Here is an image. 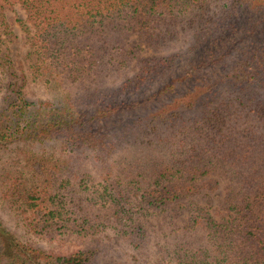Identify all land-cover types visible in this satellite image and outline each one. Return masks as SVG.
I'll return each mask as SVG.
<instances>
[{"label":"trees","instance_id":"obj_1","mask_svg":"<svg viewBox=\"0 0 264 264\" xmlns=\"http://www.w3.org/2000/svg\"><path fill=\"white\" fill-rule=\"evenodd\" d=\"M258 3L264 12V0H0V86L18 68L4 38L18 6L30 77L55 92L33 101L11 79L0 110V147L58 141L27 149L30 179L22 171L10 185L28 231L87 239L111 228L137 264H264ZM131 38L182 46L143 55ZM221 186L215 207L198 202ZM98 252L46 253L0 220V264H93Z\"/></svg>","mask_w":264,"mask_h":264},{"label":"rangeland","instance_id":"obj_2","mask_svg":"<svg viewBox=\"0 0 264 264\" xmlns=\"http://www.w3.org/2000/svg\"><path fill=\"white\" fill-rule=\"evenodd\" d=\"M256 5L257 7H255L252 11V23H254V31L250 34L251 39H254V37L264 38V19L262 18V14H264L263 7H260L259 3L255 4V6ZM7 17L10 20L9 29L11 34H7L4 36V38H6V42L10 46L11 55L16 61L15 64L18 66V68L15 70V73L11 77L12 81L17 82V84H22L23 91L26 97L30 100H54L55 92L53 90L48 89L46 85L38 80L35 81L30 77L28 61L26 60V53L29 50L28 44L26 43L25 33L20 22L15 21L16 18H25L24 12L18 6H14L13 9H9L7 11ZM258 18H262V21H256ZM239 22L242 27L250 26V23H242V21ZM241 31L239 33H241ZM135 44H140L143 55H149L153 52H171L182 46L181 43L178 42L174 43L170 47H167L166 50L152 51L151 48H146L144 44L139 41V39L131 38L129 40V45L131 46ZM119 78L120 76H114L109 83H117ZM11 79L8 74L2 78V85L0 86V110L5 106L3 99L8 92L6 84L9 83ZM56 141L57 137H54L53 141L49 140L41 146L38 144L30 145L31 143L23 140H15L13 143L5 147H0L1 222L22 243L38 248L39 250L46 253H68L72 250L91 247L99 251L93 264H137L133 259L139 255L137 253L138 249L132 248V245L128 240H125L124 237L117 235V233L111 228L102 229L98 231L93 237L87 239H76L74 237L66 236L48 239L28 231V228H26L24 225L22 221L23 219L20 217L19 209L15 208L11 204L9 191L10 185L14 180V176L19 175L22 171H27L26 175L29 173V167L25 165L27 158L26 152L28 151L27 149H32L40 155L42 148H44L46 153H50L53 150L52 146ZM80 160H82L85 165H87L86 167H88L94 177L100 175V168L98 166H94V163H91V159L87 153H84L83 156H80ZM26 178H29V175ZM220 182L221 185H223V180H220ZM221 189L222 186L216 192L211 193L207 198H199L198 202L205 205L206 207H215L222 197ZM184 215L185 213L180 211L177 214V219L173 222L176 224L181 223ZM159 223L160 220L158 217H156V219L151 222L150 226L151 228L154 227L156 230L159 227Z\"/></svg>","mask_w":264,"mask_h":264}]
</instances>
